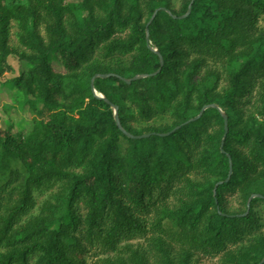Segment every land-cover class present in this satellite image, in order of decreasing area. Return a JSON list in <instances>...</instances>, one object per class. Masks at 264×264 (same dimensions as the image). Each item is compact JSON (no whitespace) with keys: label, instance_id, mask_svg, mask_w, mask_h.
<instances>
[{"label":"trees","instance_id":"16d2710c","mask_svg":"<svg viewBox=\"0 0 264 264\" xmlns=\"http://www.w3.org/2000/svg\"><path fill=\"white\" fill-rule=\"evenodd\" d=\"M2 89L0 264H264V0H0Z\"/></svg>","mask_w":264,"mask_h":264},{"label":"rangeland","instance_id":"374dc122","mask_svg":"<svg viewBox=\"0 0 264 264\" xmlns=\"http://www.w3.org/2000/svg\"><path fill=\"white\" fill-rule=\"evenodd\" d=\"M11 43L17 47L16 39L12 35ZM10 62L13 66L12 71L7 73V76L14 75L17 70L18 61L16 58L11 57ZM53 67L56 70H64L60 63L54 62ZM11 93L7 89L0 90V128H4L8 122H13L17 127H19L20 121H23L27 125V121L30 119V111L26 108L22 109L19 105L11 100Z\"/></svg>","mask_w":264,"mask_h":264},{"label":"water","instance_id":"95a60500","mask_svg":"<svg viewBox=\"0 0 264 264\" xmlns=\"http://www.w3.org/2000/svg\"><path fill=\"white\" fill-rule=\"evenodd\" d=\"M106 74H100L99 76H105ZM137 77H139V75H134L131 79H135V78H137ZM131 79H126V81L127 82H129ZM100 97H103L102 95H100ZM113 109H114V118H115V121H116V123L119 125V120H118V116H117V113H116V110H117V106L116 105H113ZM198 116V115H197ZM196 116V117H197ZM223 118H224V122L226 121V116L225 115H223ZM120 126V125H119ZM121 127V126H120ZM122 131L125 133V134H127V135H129V136H133V135H131V134H129L128 132H126L125 130H123L122 129ZM147 134H143V135H137V137H140V136H146Z\"/></svg>","mask_w":264,"mask_h":264}]
</instances>
